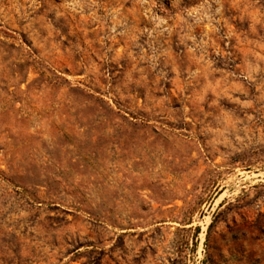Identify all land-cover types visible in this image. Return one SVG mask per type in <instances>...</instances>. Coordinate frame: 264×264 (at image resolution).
<instances>
[{
    "label": "rangeland",
    "instance_id": "obj_1",
    "mask_svg": "<svg viewBox=\"0 0 264 264\" xmlns=\"http://www.w3.org/2000/svg\"><path fill=\"white\" fill-rule=\"evenodd\" d=\"M0 264H264V0H0Z\"/></svg>",
    "mask_w": 264,
    "mask_h": 264
}]
</instances>
